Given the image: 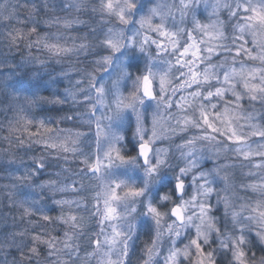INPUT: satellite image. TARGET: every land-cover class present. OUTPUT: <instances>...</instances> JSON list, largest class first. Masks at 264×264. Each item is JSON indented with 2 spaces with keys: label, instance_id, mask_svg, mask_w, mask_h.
I'll use <instances>...</instances> for the list:
<instances>
[{
  "label": "clouds",
  "instance_id": "9594fccd",
  "mask_svg": "<svg viewBox=\"0 0 264 264\" xmlns=\"http://www.w3.org/2000/svg\"><path fill=\"white\" fill-rule=\"evenodd\" d=\"M0 264H264V0H0Z\"/></svg>",
  "mask_w": 264,
  "mask_h": 264
}]
</instances>
